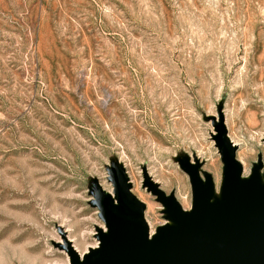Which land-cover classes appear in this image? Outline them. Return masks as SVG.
I'll use <instances>...</instances> for the list:
<instances>
[{"label": "rangeland", "instance_id": "374dc122", "mask_svg": "<svg viewBox=\"0 0 264 264\" xmlns=\"http://www.w3.org/2000/svg\"><path fill=\"white\" fill-rule=\"evenodd\" d=\"M218 118L262 177L264 0H0V264L96 247L115 169L149 233L168 220L144 177L189 211L198 163L219 198Z\"/></svg>", "mask_w": 264, "mask_h": 264}, {"label": "water", "instance_id": "95a60500", "mask_svg": "<svg viewBox=\"0 0 264 264\" xmlns=\"http://www.w3.org/2000/svg\"><path fill=\"white\" fill-rule=\"evenodd\" d=\"M211 125V140L223 168L219 198H213L211 178L200 176L198 163L182 168L191 191L189 211L144 177L142 187L154 196L168 220L149 233L144 205L130 192L123 170L115 169L107 176L112 194L98 186L92 191L91 205L105 229L96 230V247L80 257L61 233L58 248L67 255L68 264H264L261 162L242 177L222 119Z\"/></svg>", "mask_w": 264, "mask_h": 264}]
</instances>
